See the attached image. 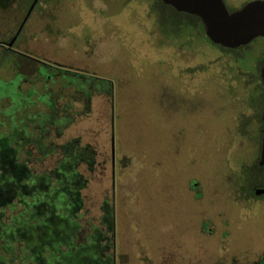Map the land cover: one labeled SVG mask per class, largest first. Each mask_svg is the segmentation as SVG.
<instances>
[{"label": "rangeland", "instance_id": "obj_1", "mask_svg": "<svg viewBox=\"0 0 264 264\" xmlns=\"http://www.w3.org/2000/svg\"><path fill=\"white\" fill-rule=\"evenodd\" d=\"M33 1H0V206L31 200L28 217L3 230L0 215L4 250L18 244L34 264H236L263 254L264 171L249 117L264 39L233 60L203 38L159 36L150 0H38L7 48ZM50 70L85 89L93 78L110 85L88 111L73 106L79 115L60 138L50 133L57 145L78 138L91 167L77 143L60 161L17 131L20 120L48 122ZM62 89L61 106L75 91ZM26 156L48 158L21 171Z\"/></svg>", "mask_w": 264, "mask_h": 264}, {"label": "trees", "instance_id": "obj_2", "mask_svg": "<svg viewBox=\"0 0 264 264\" xmlns=\"http://www.w3.org/2000/svg\"><path fill=\"white\" fill-rule=\"evenodd\" d=\"M244 4H242L240 7H234V8H227L229 10V12L235 11L239 8H241ZM227 7V6H226ZM0 10H4L3 7H0ZM149 16H153L152 18H154L155 20V25H157V32L159 33V36H168L170 35L171 38H181V37H185V36H189L191 38H203L205 39L208 43H210L214 48H216L217 50H219L221 53L228 55L231 59L233 60H237L238 55L241 53V51L243 49H245L247 45H243L234 49H230V48H225L222 47L220 45L214 44L212 43L209 38L206 36L205 31H204V26L201 22V20L194 15H190L184 12H179L177 10H175L173 7L164 4L161 0H150L149 2ZM259 38H263L264 37H259ZM251 43V42H250ZM263 57V56H262ZM261 63H262V59L258 64V70H257V75L254 78H251V84H254V87L257 86L258 82L261 81V77H260V67H261ZM53 69V68H52ZM57 72L54 73V71L50 70V74H48V76H46V78H50L51 80L48 82H44V86L42 89V93L43 96L46 95L47 93H49L50 95L49 97V109H48V116L50 117L48 122L46 123H38L37 120L31 121L28 120V122L24 123L22 122L23 120H20L19 125L21 126V128H24L25 130H29L28 135L30 137H32V143L33 145L35 144H40L42 142H48L49 145L51 147H53V152H57L60 153L61 158L60 161H62V159H66L69 157V154L65 151V149L67 148L68 144L70 143H77V145L79 146L78 150L84 151L86 156H83V158L79 161L81 162L82 160H85V162H88L89 167L92 165L93 163V159H92V155L90 153V150L87 149V146H82L80 145V141L78 138H74V139H70V141L64 143V144H60L57 145L55 143H53L52 138L50 137V133L55 130V137L56 138H60L63 135V132L65 130L66 127H68L70 124L73 123L74 118H75V113H77L78 111H76L77 109L74 110V105L75 104H80L83 106L84 112L89 110V105H90V98L92 96V94L97 93V92H104L107 93L109 95H111V89H110V85L108 83H104V82H98L99 79L98 78H93L91 81H87L84 77H81L84 82L87 81L89 84H85L88 87H83L80 86V82L77 85H74V83L76 84V81L74 82L73 78H75V74L74 75H70L69 72H63L61 73V71L56 70ZM37 76H41V73L36 72ZM45 77V76H43ZM44 79V78H43ZM46 84L49 86V88L46 86ZM71 88L74 89L75 91L72 92V94L69 97V99L67 98V100L69 102H66L64 105L61 106V95H62V88ZM255 88H252V95L254 96L255 102H256V106H257V110L260 113V109H261V97L262 95H255V93L253 94ZM79 90V91H78ZM66 91V90H64ZM69 90H67L66 92H68ZM262 93V92H261ZM69 94V92H68ZM74 102V104H72L71 102ZM65 109V110H64ZM257 110L254 112L255 114L252 115V117L250 116L249 121L251 119H253V121L255 122L256 128L254 129H258L260 130V128L262 127V125L260 124V119L258 117ZM79 115V112L77 113ZM64 117V119L66 118L67 121V126L60 127V121L61 119ZM259 119V120H258ZM19 121V119H18ZM250 123L247 124V126L245 128H243V133H248L249 129H250ZM257 137V156L255 158V165H257L258 162V158H259V152H260V144H261V133L260 131L257 132L256 134ZM2 143H6L5 138H3L1 140ZM65 152V154L63 153ZM63 153V154H62ZM78 162V163H79ZM20 165V170L24 171V169L26 168V165L24 162H22ZM77 167V166H76ZM77 170V169H76ZM81 177V176H80ZM82 183V187L85 186L86 184V180L81 177V182L76 184V188L74 191H76V193L79 196V200L80 199V195H79V190L82 188L80 186V184ZM78 190V191H77ZM4 213H1V218H2V222H1V226H2V230L3 228H5V226L10 225V222L14 223L16 222L17 218H20V220L24 219V213H18L17 215H14L12 217V215L8 216V220H10L9 222L7 221V216ZM0 245L3 246L0 247V264H34L33 262H27L22 260L23 257H21L20 252H18L17 247L18 245H15V248L12 249V251H5L4 250V246L5 243L2 241V235L0 234ZM43 263L41 264H45L44 261H41Z\"/></svg>", "mask_w": 264, "mask_h": 264}, {"label": "water", "instance_id": "obj_3", "mask_svg": "<svg viewBox=\"0 0 264 264\" xmlns=\"http://www.w3.org/2000/svg\"><path fill=\"white\" fill-rule=\"evenodd\" d=\"M38 0H34L17 34L7 44L11 48L24 22ZM179 12L197 16L209 40L225 48L234 49L247 45L258 37H264V0H251L241 8L229 12L223 0H161ZM263 86L262 121L264 125V60L260 69ZM113 153V149H112ZM264 159V126L261 160ZM264 194V189L257 190Z\"/></svg>", "mask_w": 264, "mask_h": 264}, {"label": "flooded vegetation", "instance_id": "obj_4", "mask_svg": "<svg viewBox=\"0 0 264 264\" xmlns=\"http://www.w3.org/2000/svg\"><path fill=\"white\" fill-rule=\"evenodd\" d=\"M1 1V0H0ZM17 39V38H16ZM8 44V43H7ZM7 44L5 45L7 48H9L8 46H7ZM13 47V46H12ZM11 47V48H12ZM10 48V49H11ZM263 60H264V54H263V57H262V63H263ZM262 63H261V66H262ZM260 69H261V67H260ZM255 89H254V92H253V94L255 93V95H262V97H261V101H262V98H263V86H262V81H260V82H258V84H257V86H255L254 87ZM262 92V93H261ZM262 103V102H261ZM257 115H258V117H259V119H260V124L262 125V127L260 128V130H258V129H251V133H253V132H255L256 134H257V132L258 131H260V133H261V144H260V152H259V158H258V162H257V165H255L257 168H258V170L260 169V170H262V171H264V159H263V161L261 160V147H262V137H263V121H262V104H261V109H260V113L258 112V110H257V113H256ZM16 115H18L19 116V114H16ZM258 119V120H259ZM8 121H10L11 122V115H9L8 116ZM17 125L18 124H16V128H17ZM10 127V126H9ZM8 130H7V132L10 130L9 128H7ZM20 130H24V128H21ZM64 133V132H63ZM257 141L258 140H256V142H255V144H257ZM67 142V141H66ZM66 142H64V143H66ZM64 143H62V144H64ZM32 146H34V148H35V145H33V144H31ZM32 148V147H31ZM52 154H59V153H57V152H53ZM51 154V155H52ZM50 155V156H51ZM49 156V157H50ZM36 157V156H35ZM34 156H32V157H29V156H26V157H22L21 158V162L19 163V164H21L22 162H24L25 163V165H26V168H31V170H33L34 171V165H36V164H38V163H40V162H43L44 161V159H47L48 157H42L41 158V160H37V158H38V156H37V158H35ZM61 158V157H60ZM60 158L58 159V160H60ZM58 162V161H57ZM57 164V163H56ZM91 167V166H90ZM50 174H54V172H56V174L58 173V167H57V165H56V167L54 168V169H52V170H50V171H48ZM48 172L47 173H45V174H48ZM43 175V176H46V175ZM13 185V184H12ZM12 185H9V184H7V188H9V189H6L5 191H8L7 193H10V192H12L13 193V190H12ZM28 186H29V184H28ZM28 186H26V188L28 187ZM9 190H10V192H9ZM1 192H3L4 193V191L3 190H1ZM6 193V194H7ZM12 195V194H11ZM28 200H30V199H25V198H17V197H13L12 196V199L10 200V201H8V203L9 204H6V205H3V203H2V205L0 206V215H1V213H4V214H6V210H9V212H10V215H12V217L14 216V215H17L18 213H24V219L25 218H27L28 216H27V211H28V209H29V202H28ZM16 201V202H15ZM18 201V202H17ZM15 203V204H14ZM30 203H31V200H30ZM18 206H21L20 208L18 207ZM23 219V220H24ZM10 221V220H9ZM8 221V222H9ZM10 224H14V223H12V222H10ZM82 243H84V242H82ZM18 245V244H17ZM19 246V245H18ZM67 248H68V245H67ZM21 254V253H20ZM259 257L255 260V261H249L248 259H244L243 261H240L239 263H236V264H264V253L263 254H261V255H258Z\"/></svg>", "mask_w": 264, "mask_h": 264}, {"label": "crops", "instance_id": "obj_5", "mask_svg": "<svg viewBox=\"0 0 264 264\" xmlns=\"http://www.w3.org/2000/svg\"><path fill=\"white\" fill-rule=\"evenodd\" d=\"M20 129H21V126L18 124V125H17V131H18V130L20 131ZM19 133H20V132H19ZM2 139H3V138H2ZM2 139H1V140H2ZM1 140H0V141H1ZM12 163H13V161H12Z\"/></svg>", "mask_w": 264, "mask_h": 264}]
</instances>
